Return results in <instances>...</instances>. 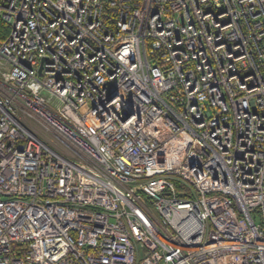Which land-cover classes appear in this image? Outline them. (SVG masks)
Segmentation results:
<instances>
[{
    "label": "built area",
    "instance_id": "built-area-1",
    "mask_svg": "<svg viewBox=\"0 0 264 264\" xmlns=\"http://www.w3.org/2000/svg\"><path fill=\"white\" fill-rule=\"evenodd\" d=\"M0 18V264H264V0Z\"/></svg>",
    "mask_w": 264,
    "mask_h": 264
},
{
    "label": "rangeland",
    "instance_id": "rangeland-1",
    "mask_svg": "<svg viewBox=\"0 0 264 264\" xmlns=\"http://www.w3.org/2000/svg\"><path fill=\"white\" fill-rule=\"evenodd\" d=\"M15 104L16 107L19 109L18 115L20 116L21 121L26 127L33 130L38 136H40L42 139L50 143L52 146H55L63 151L65 150V153L68 154L67 150L70 151V149L66 144H64V142H62L58 137H56L50 131L44 130L34 119L29 118L27 113L24 111L22 105H20L17 102Z\"/></svg>",
    "mask_w": 264,
    "mask_h": 264
},
{
    "label": "trees",
    "instance_id": "trees-1",
    "mask_svg": "<svg viewBox=\"0 0 264 264\" xmlns=\"http://www.w3.org/2000/svg\"><path fill=\"white\" fill-rule=\"evenodd\" d=\"M8 29H9L8 24L0 18V41L5 38ZM176 193L177 195H183V194L188 195V193H183V188L177 183H176Z\"/></svg>",
    "mask_w": 264,
    "mask_h": 264
}]
</instances>
